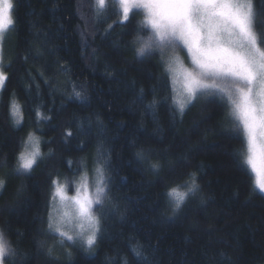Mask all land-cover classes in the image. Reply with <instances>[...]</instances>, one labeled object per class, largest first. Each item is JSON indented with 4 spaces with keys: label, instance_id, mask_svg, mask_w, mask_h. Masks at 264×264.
Segmentation results:
<instances>
[{
    "label": "trees",
    "instance_id": "obj_1",
    "mask_svg": "<svg viewBox=\"0 0 264 264\" xmlns=\"http://www.w3.org/2000/svg\"><path fill=\"white\" fill-rule=\"evenodd\" d=\"M93 3L14 0L15 27L1 48L10 79L0 90V177H7L0 195V229L27 252L30 264H108L109 256L127 252L132 241L154 247L157 264H208L205 251L220 260L225 257L219 253H225L238 264H264V195L242 163L244 138L233 130L228 110L219 101L209 104L201 98L173 119L167 100L154 120L151 112L134 105L133 93L141 88L145 103L154 87L162 100L171 95L161 57L154 53L143 63L134 57L141 12L125 26L114 14L113 0L100 16ZM254 3L259 10L261 0ZM73 87L83 90V101L74 97ZM13 100L23 112L19 125L9 114ZM37 109L51 120L37 122ZM81 121L84 135L77 132ZM69 130L74 135L66 139ZM29 132L39 137L44 158L31 178L22 180L12 170ZM140 150L146 153L143 160L136 155ZM101 153L112 165L102 209L105 230L93 252L61 247L46 232L51 179L75 177ZM157 160L163 165L158 173L150 168ZM193 172L202 192L173 216L166 190ZM21 183L25 190L17 197ZM40 241L45 247L38 254Z\"/></svg>",
    "mask_w": 264,
    "mask_h": 264
},
{
    "label": "snow or ice",
    "instance_id": "obj_2",
    "mask_svg": "<svg viewBox=\"0 0 264 264\" xmlns=\"http://www.w3.org/2000/svg\"><path fill=\"white\" fill-rule=\"evenodd\" d=\"M110 0H94L92 5L97 16L104 14ZM114 14L121 17L120 23L130 22L132 15L143 12L140 27L135 29L134 57L143 63L156 50L161 52L166 87L171 95L163 100L158 97L155 87L151 99L145 103V92L133 93V104L151 112L155 120L159 107L171 100L173 119L177 113L182 117L186 110L198 99L207 103L219 101L221 107L228 110L232 118L233 130L242 135L246 143V154L242 153V163L246 164L254 174V188L264 194V0L257 10L254 0H113ZM17 7L14 0H0V43L5 34L15 27L14 11ZM34 28L35 24L32 25ZM111 27V26H110ZM145 30H148L145 34ZM37 39L39 33H37ZM186 51L191 64H185L182 53ZM170 55L164 59V53ZM10 67V65H9ZM10 79L8 69L3 67L0 57V88ZM179 83L177 89L175 85ZM83 90L73 87V95L83 101ZM15 95V94H13ZM9 114L14 124L19 125L23 112L14 100L10 102ZM37 122L51 120L39 109L36 110ZM84 122L81 121L77 132L84 135ZM159 130V128H157ZM67 131L65 137H72ZM83 147V145H82ZM53 153L49 152V157ZM141 160L146 158L143 150L137 152ZM44 158L39 137L29 132L27 139L21 140L19 151L15 154V167L12 175L17 179L27 180L35 171L39 161ZM11 167V165H4ZM163 165L157 160L150 165L153 172L162 170ZM112 165L109 158L101 153L95 168L94 181L87 173L80 175L79 181L61 182L59 177L51 179L47 198L46 232L53 239H58L61 247L72 248L79 245L87 252H93L105 230L102 209L109 198L111 177L108 173ZM51 176V174H50ZM70 184H75V194L68 195ZM7 186V177H0V195ZM25 190L21 183L16 189L19 197ZM202 189L196 174L189 173L182 183L170 185L166 197L173 216L183 212L189 201L201 193ZM201 203L206 198L201 197ZM45 221L42 219L41 223ZM73 225V227H69ZM17 236L21 234L16 233ZM23 243L22 239L18 244ZM45 242L40 241V249ZM127 252L117 250L108 257V264H157L156 249L151 245L145 247L132 241ZM53 248L48 247L51 256ZM72 255L68 252V256ZM208 264H238V261L227 257L225 253L217 259L203 254ZM0 264H30L27 252L21 251L7 239L6 233L0 229ZM184 264H195L185 261Z\"/></svg>",
    "mask_w": 264,
    "mask_h": 264
},
{
    "label": "rangeland",
    "instance_id": "obj_3",
    "mask_svg": "<svg viewBox=\"0 0 264 264\" xmlns=\"http://www.w3.org/2000/svg\"><path fill=\"white\" fill-rule=\"evenodd\" d=\"M142 13V15H143V12H141ZM120 19H121V17H120ZM137 46V45H136ZM2 43H0V57H2ZM154 53H158V55H160V57H161V52L159 51V50H156ZM170 55V53H168V52H165L164 53V59H167L168 58V56ZM182 55V57H184L185 58V64L186 65H189L190 66V64H191V61H190V58H187V53H186V51L184 52V53H182L181 54ZM175 87L177 88V89H179V87H180V85H179V83H177L176 85H175ZM0 90H1V88H0ZM40 140V139H39ZM40 147H41V145H40ZM246 151H247V147H246V143H245V148H244V153L246 154ZM86 167L85 168H82L81 169V171H80V173L78 174V175H76L75 177H73V178H69V179H67L68 181H73V180H75V181H79V179H80V175L81 174H83V173H87L88 174V176H89V179L90 180H93L94 181V177H95V168H96V166H97V162L95 163V164H93V165H85ZM249 168V167H248ZM249 170H250V168H249ZM250 172H251V170H250ZM252 174V173H251ZM252 176H253V178H254V174H252ZM254 180V179H253ZM63 181H65V179H62L61 180V182H63ZM75 187H76V185L75 184H70V186H69V191H68V195H74L75 194ZM256 190H258V189H256ZM259 191V190H258ZM264 195V194H263ZM69 227L71 228V227H73V225H69ZM77 246H80L79 245V243H77ZM81 247V246H80Z\"/></svg>",
    "mask_w": 264,
    "mask_h": 264
}]
</instances>
